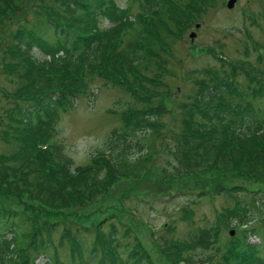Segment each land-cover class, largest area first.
Returning <instances> with one entry per match:
<instances>
[{"label":"trees","instance_id":"16d2710c","mask_svg":"<svg viewBox=\"0 0 264 264\" xmlns=\"http://www.w3.org/2000/svg\"><path fill=\"white\" fill-rule=\"evenodd\" d=\"M51 1L37 11L39 20L34 27L14 34L13 50L7 56L8 66L17 74V95L21 98L14 105L8 130L16 148L8 161L16 165L0 168V185L26 193L46 206L61 208L73 200L87 202L94 187L107 189L120 178H144V171L159 152L154 139L161 137L160 118L167 111L166 97L160 93L161 101L154 104L157 90L149 87L161 81L145 71L152 64L164 67L159 59L170 50L180 28L217 0H131L139 6L136 14L117 0ZM28 2L0 0V24L8 12ZM230 66L223 76L218 72L210 83H201L190 118L184 119L176 156L180 162L172 165L171 171L170 161L162 167L164 178L213 170L264 178V109L258 112L251 103L252 99L264 98V87L249 84L239 90L235 86L239 70L251 79L256 72L250 65L231 62ZM94 73L115 76L113 84L129 90L137 103L123 112V124L107 135L105 149L93 154L91 163L75 170L61 158L55 165L52 160L56 152L49 144L41 145L36 159L31 157L30 145L45 140L48 129L56 127L62 106L75 103L81 92L97 97V91L88 84ZM236 93L240 96L237 101L233 99ZM45 167L51 170L42 172ZM236 190L247 192L250 198L226 209L223 223L241 227L242 235L229 239L225 247L218 246L217 254L185 259V264H264V189H218L230 193ZM185 217L189 219L187 214ZM117 224L116 220L111 223L109 236L117 240V245L110 250L103 247L100 237L91 247L85 236L69 231L66 236L72 242L71 258L63 259L60 252L64 241L56 246L53 223L34 227L29 218L20 219L14 211L0 209V264H153L144 249L136 245L126 255L117 252L114 256L119 246L128 245L118 238ZM97 231L102 233L101 228ZM218 235L215 227L201 228L178 247H208ZM252 236L259 242H251ZM91 249L95 253L87 256ZM220 251V259L214 261Z\"/></svg>","mask_w":264,"mask_h":264},{"label":"rangeland","instance_id":"374dc122","mask_svg":"<svg viewBox=\"0 0 264 264\" xmlns=\"http://www.w3.org/2000/svg\"><path fill=\"white\" fill-rule=\"evenodd\" d=\"M28 1V4L8 12L0 24V168L16 165L8 161L16 150L8 132L12 124L11 115L16 101L21 98L17 95V74L8 66L7 60L13 50V36L22 28L34 27L39 20L36 18L37 11L45 3H53L51 0ZM117 1L123 7L130 6L133 14L140 10L138 4L131 0ZM227 2L215 1L203 9L196 20L182 26L178 38L171 42L170 50L163 52L159 59L165 66L152 64L145 71V74L161 81L159 85L154 82L155 87L152 84L149 87L153 92L157 90L154 104L161 101V95L166 97L164 104L167 111L160 118L163 123L159 131L161 137L154 139L159 152H155L142 180L117 179L107 189L97 190L94 187L95 192L87 202L73 200L69 206L61 208L46 206L26 193L0 185V209L14 211L20 219L29 218L34 227L53 223L55 230L51 231L56 246L60 247L64 241L60 252L63 259L71 258L72 242L66 236L69 231L78 237L85 236L91 247L100 237L105 249H114L117 240L109 236L114 220L118 221V238L123 243L128 242L125 248L119 246L114 256L117 252L126 255L136 245L144 249L153 264H185V259L208 258L218 253V246L225 247L229 245V239L241 236V227L226 226L223 215L226 209L235 208L238 200L249 199V194L241 190L219 192L218 189L221 186L264 189V178L215 170L164 178L160 172L169 161L168 171L180 162L176 156L184 119L190 118L201 83H210L218 72L223 76L225 71L231 70V62H236L250 65L256 72L251 79L239 70L236 88L240 90L249 84L264 87V0H237L233 8H229ZM106 24L112 25L111 22ZM133 32H128L127 39ZM192 32L195 33L193 38L190 36ZM35 53L44 58L39 51L35 50ZM222 58L224 61H221ZM92 76L88 84L91 90L97 91V97L81 92L75 103L62 106L58 111L56 127L48 129L49 135L46 132L45 140H37L30 145L31 157L36 159L41 145L49 144L56 152L52 162L56 165L61 158L75 170L91 163L93 154L105 149L107 135L122 126L123 112L137 106V103L129 90L113 84L115 76L98 73ZM237 95L233 96L236 101ZM251 103L258 112L264 109V98L252 99ZM50 170V167H45L42 172ZM206 227H215L219 233L208 247H185L187 250L178 247L189 241L190 233ZM100 228L102 233L97 231ZM251 238V242H259L257 236ZM91 253H95L94 250H89L86 255ZM221 255L220 251L213 257L214 261Z\"/></svg>","mask_w":264,"mask_h":264},{"label":"water","instance_id":"95a60500","mask_svg":"<svg viewBox=\"0 0 264 264\" xmlns=\"http://www.w3.org/2000/svg\"><path fill=\"white\" fill-rule=\"evenodd\" d=\"M236 1H237V0H228V2H227V6H228L229 8H233V7L235 6V4H236ZM190 36H191L192 38L195 37V33L192 32V33L190 34ZM232 233H233V231H232Z\"/></svg>","mask_w":264,"mask_h":264}]
</instances>
